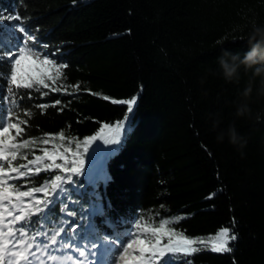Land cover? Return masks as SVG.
I'll return each mask as SVG.
<instances>
[{
  "label": "trees",
  "instance_id": "trees-1",
  "mask_svg": "<svg viewBox=\"0 0 264 264\" xmlns=\"http://www.w3.org/2000/svg\"><path fill=\"white\" fill-rule=\"evenodd\" d=\"M0 11L20 17V27L33 37L28 46L63 72L48 88L36 86L39 91L8 92L7 77L0 76V122L25 121L14 142L29 141L13 166L42 155V148L54 150L53 145L76 151L79 142L83 153L84 139L129 117L121 142L97 140L100 151L85 154L78 186L63 179L70 173L47 168V160L40 162L39 175L10 174L17 177L10 184L42 186L48 197L33 196L45 201L53 191L70 202L79 198L112 238L135 223L153 228L165 221L167 228L198 241L214 239L224 228L237 237L229 241L230 252L213 253L198 244L195 253L166 254L151 264H264V100L253 95L251 117L237 118L239 93L251 73L241 70L239 83L216 74L222 50L248 51L251 25H264V0H0ZM22 35L0 26V53L17 47ZM7 72L6 56L0 55V73ZM133 96L137 104L131 113L126 105L111 103ZM230 125L244 137L242 149L227 135L217 141V133H227ZM55 175L62 176L56 190ZM61 211L56 200L10 227L31 223L25 238L50 245L51 235L70 227L71 218ZM68 235L87 247L79 235ZM57 239L49 248L67 249Z\"/></svg>",
  "mask_w": 264,
  "mask_h": 264
},
{
  "label": "snow or ice",
  "instance_id": "snow-or-ice-1",
  "mask_svg": "<svg viewBox=\"0 0 264 264\" xmlns=\"http://www.w3.org/2000/svg\"><path fill=\"white\" fill-rule=\"evenodd\" d=\"M19 20L20 17H8V19ZM21 43L14 49L7 52L0 53L6 56L8 72L6 74L0 73V76H6V86L8 92H17L18 90H32L39 88L36 86H43L48 88V82L53 84L63 75L62 66H58L52 59L33 50L28 46V41L33 37L27 34V30L20 28ZM75 87H79L76 85ZM60 91L59 88L53 89ZM46 94V93H45ZM23 98V93H20ZM105 100L109 97L105 96ZM60 103V101H56ZM112 104L126 105V111L131 113L133 106L137 104V97L133 96L129 99H112ZM11 116V111L8 112ZM125 116L121 121L114 125L105 124L103 128L96 135H91L83 140V153L79 151L80 143L76 144V151H72L70 147H60L53 145L52 151L47 147L40 149L42 155H35L34 159L28 160L27 164L13 166V161L17 159V151L19 148H28L29 141L25 140L22 143H16L19 136L24 132L21 127L25 121L13 122L9 121L7 124L0 122V264H18L19 261H24V264H46L38 253H45L47 260L54 262V264H63L61 256L53 255L56 251L53 247L52 251H48L50 246L58 245L57 237H60L65 247L73 255L64 257L67 264H117V259L121 264H151L153 259H159L166 254L183 253L185 256L198 251L195 245H203L210 248L213 253L230 252L232 249L229 246V241H235L237 237L230 235L229 229L224 228L218 232L214 239L210 240H196L190 239L186 235L179 233L173 229L166 227L167 222L159 224V227L149 228L147 226L143 229V234L138 232H129L124 239L112 238L109 230L96 225L90 210L77 197H72L71 202L68 197H61L58 192L53 191L52 197L46 201L41 198H35L34 193H40L44 197H48V192L42 186L28 189L24 184H10L9 181L16 179V176L10 174L15 173L18 177H27L29 173L35 172L39 175L41 168L40 162L51 161L47 168H57L64 173H70L63 177L72 187L78 186V179L84 169V156L89 147L97 140L103 141L105 144H117L120 142V134L125 130V124L128 120ZM14 131V135L12 134ZM59 139L65 140L63 132L60 133ZM50 140H44L43 144L48 145ZM72 143L71 140L68 141ZM69 155L71 160L69 161ZM24 159H27L25 156ZM62 161V164L57 161ZM3 162H7L5 165ZM70 164V166H68ZM31 166H35L34 168ZM26 169V171H22ZM61 175H55L52 181V188L56 190L59 186L55 183L61 181ZM48 181L45 180L44 184ZM61 191H68L62 189ZM24 198H33L34 202H26ZM56 200L60 201L62 205L61 215L69 220L70 227L62 229L61 234L58 231L55 235L50 236V245L48 240H37L32 238L29 242L25 237L28 234V228L31 223L21 225L18 229L9 227L4 223L3 217L5 214L12 217L10 223L15 224L17 221H22L30 212H42L47 208L55 205ZM7 202L11 207H6L3 202ZM44 205V208L40 206ZM78 205V206H74ZM14 212L18 213L14 215ZM135 228L140 229L141 225L135 223ZM6 229V231H5ZM16 232H19V238L16 237ZM71 232L74 236L79 235L80 240L87 242V247L84 248L81 243H77L69 236ZM167 237V242L163 243L164 238ZM11 245V246H10ZM35 247V251L32 249ZM83 249V250H81ZM113 249L115 252L113 253ZM7 257V261H6ZM167 264V261L164 262Z\"/></svg>",
  "mask_w": 264,
  "mask_h": 264
},
{
  "label": "clouds",
  "instance_id": "clouds-1",
  "mask_svg": "<svg viewBox=\"0 0 264 264\" xmlns=\"http://www.w3.org/2000/svg\"><path fill=\"white\" fill-rule=\"evenodd\" d=\"M247 43L248 51L243 55L222 50L216 59L218 66L216 74L226 83H239L241 70L246 74L251 73L248 84L239 93L241 102L236 106L237 118L251 117L249 101L253 99V95L257 100H264V25L253 22L247 35ZM255 118L259 121L261 115L257 114ZM217 126L214 124V128ZM225 135L229 143L238 149H242L246 144L244 137L236 131L234 125L229 126L227 133L218 132L217 141L223 142Z\"/></svg>",
  "mask_w": 264,
  "mask_h": 264
},
{
  "label": "rangeland",
  "instance_id": "rangeland-1",
  "mask_svg": "<svg viewBox=\"0 0 264 264\" xmlns=\"http://www.w3.org/2000/svg\"><path fill=\"white\" fill-rule=\"evenodd\" d=\"M8 17H10V16H8V15L4 14L2 11H0V26H2L3 28H5L6 30H8L12 33L16 32V31L20 32L21 27L19 25V20H16L15 18L8 19ZM12 134L13 135L15 134L14 131ZM122 138H123V134L121 133L120 134V142L122 141ZM97 150L100 151V145L95 147L94 144H92L89 147V149L86 153V156L89 157L92 153L96 152ZM3 203L6 207H8L5 202H3ZM0 211H2V209H0ZM3 219H4V223L8 224L10 227V221H11L12 217H9L5 214ZM0 227H2V226H0ZM143 229L144 228L142 226L140 229H136L134 226L133 228H129L126 231H115V235H117L120 239H124L128 236L129 232H138V233L143 234ZM5 231H6V229H5ZM16 237L19 238L17 233H16ZM204 248H205L204 250H210V248H208V247H204ZM32 251H35V247L32 249ZM48 251H52V249L49 248ZM114 252H115V249H113V253ZM52 254L61 256V260L63 261V264H67V261L64 260V257L73 255V253L69 252L67 249L56 250V251H53ZM38 255H40L42 257V259L46 261V264H54V262L47 260V255L45 253H38ZM6 261H7V257H6ZM18 264H24V261L21 260L18 262ZM37 264H39V261H37ZM77 264H79V262H77ZM117 264H121V262L118 259H117Z\"/></svg>",
  "mask_w": 264,
  "mask_h": 264
}]
</instances>
